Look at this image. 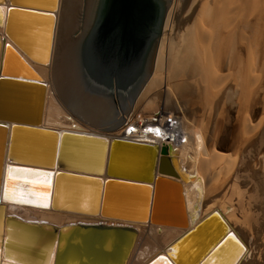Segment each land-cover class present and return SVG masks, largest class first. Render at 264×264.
<instances>
[{
    "label": "bare ground",
    "instance_id": "1",
    "mask_svg": "<svg viewBox=\"0 0 264 264\" xmlns=\"http://www.w3.org/2000/svg\"><path fill=\"white\" fill-rule=\"evenodd\" d=\"M20 1L23 2L26 0ZM34 1L36 2V0ZM46 1L47 4L45 3L46 6L43 7V10L28 8L25 5L23 6L24 2L20 3L17 0H14L13 6L23 9L24 12L18 13L44 17V19L48 21L50 16L40 14V12H44V9L49 6L51 7L52 0ZM0 2H2L0 3L1 6H7L4 0H0ZM26 2V5L29 4L28 0ZM56 2V8L53 10L54 16L51 17L55 22L51 60L45 67H33L44 79L43 83L47 86L46 129L58 130L59 133L69 129L72 132L103 136L108 139L127 136L129 138L128 140L132 142H136L137 139H147L146 141L152 143L154 139H150L148 136L145 137V135H142L137 138L138 136H136V134L143 132L142 130H137L136 132L133 129L131 130V134L126 133L127 128L123 126L125 123L124 120L125 117H128L130 114L123 116L122 121L120 118L118 119V121H121L118 127L104 129L105 125L116 123L113 112H109V109L112 107L109 105L107 99L89 93V89L80 71L81 56L97 11L99 0H56ZM166 2L168 11L166 13V20H164V27L161 31L160 40L158 39L157 43H155L150 55L152 57L154 54L153 52H157L156 59L151 67L153 77L148 81L144 93L142 92L143 94L135 103V111L133 112L132 109L131 112L134 114L133 117L141 119L147 116L153 117L154 114L160 111V109L158 110L157 108L161 106L162 100L157 98L158 96H152L151 98L150 94L162 85L164 75L168 76L169 81H175L174 86H171L170 82L167 81L166 90L168 91V98L166 100L167 106L164 109L168 111L167 107L173 103L174 109L182 114L185 123L184 128L187 134V143L178 151L173 149L170 153V157L172 158L173 165L181 176V180L175 181L181 185L180 188L185 203V210L188 214V225L185 229L162 226H160L161 228L159 229L149 224L135 225L140 232V236L130 264H146L157 255L163 253L169 254L174 258L177 257L176 253L180 249L177 251V249H171V247L186 233L199 225L206 216L215 213L228 225L229 232L232 233L233 237L231 238V251L228 250L229 248L227 249V253L230 251L231 254L224 255V259L220 260L218 264H226V261L230 259L235 250L240 248L241 253L237 255L233 264H252L253 258L251 257V253L254 249L252 240L249 241V239L254 235L252 233L254 228L253 225L259 224L260 221V214L257 215L254 207L256 202H258V196L260 195L261 197L262 195V198L264 197V188L255 179L256 177L253 178L254 184L252 185L254 188L252 189H254V192L252 194L255 195L257 190L259 195L252 196L254 198L250 199L252 194L250 191L243 188V182H240V175L242 174V170L240 169L246 164L245 162L252 157L251 152L254 153L252 159L256 161L258 156L260 157L259 154L261 150L264 148V123H262V125L252 123L251 121L252 116L257 114L259 117L258 112L262 110L260 106L264 103V0H166ZM32 4L35 5L31 3L29 6H33ZM37 5L40 4L38 3ZM6 6L2 7L3 13H6L9 5ZM28 11L32 13H28ZM15 16L16 12H13L12 17ZM166 31H168V33ZM0 32L3 33V29H0ZM43 34L42 37H38L40 42L38 41V47H36L34 54L42 47ZM8 45L10 47V55H16L14 51L19 52V48L16 45L11 42H9ZM234 76L236 77L234 86L236 85V88H241L245 92V96L243 95L244 99L242 98V104H240L243 107L242 112H245L244 114L247 116L244 117L242 121L244 124H242V122L240 124L243 125V128L240 126L242 128V133L239 132L241 136L239 134L238 138L240 143L236 145L237 149L239 147V151L237 152L239 154L236 153V157H233L230 153V156L233 157L230 160V158H227V154L225 155L224 152L217 150L218 146L215 148V145H213L210 151L211 148H208L207 139L202 134V131H197L194 127L198 122L196 120L199 119L196 118L197 114H195L194 121L192 122L193 124L196 123L191 127L193 129L190 128L191 125L187 120L188 117L181 99L184 98L182 96L183 90H188L189 94L193 92L192 88L189 87L190 83L188 84V81H193L195 86L198 87V91L201 90L202 93H205V97L207 96L206 98H208V100L207 102L205 101L206 103H210L208 102L211 101L210 96L215 102L217 98L221 97L227 102H233L235 97V91L233 92V90L235 88H233L231 84V78ZM201 87L204 88L201 89ZM163 88L164 87L161 89ZM155 93H158L157 90ZM192 99H195L193 104H195L197 110L202 107L203 102L201 101V96L200 99H196V97ZM218 100L217 102H219ZM220 105L222 107L223 104ZM206 106L208 105L206 104ZM163 107H165V105ZM210 107L209 105V108ZM69 108L71 112L68 110ZM148 108H150L151 112L147 111ZM187 109H189V107ZM215 111L213 109V112ZM213 112L210 113L213 114ZM243 113L242 116L244 115ZM202 119L199 120L201 121ZM221 119H225L227 122L230 121L229 114L225 112L223 118L219 116L218 122H220V126L222 123ZM241 119L243 118L241 117ZM228 123L226 125H228ZM87 124L93 125L97 127V129H91L92 126L90 128ZM188 124L190 126H188ZM201 124L200 122V125ZM216 129L219 128L216 127L214 130L216 131ZM220 131L215 132L216 134H213L212 137L218 139L220 137L218 132ZM51 135L56 136L54 134ZM217 142H219V139ZM237 149L234 151L236 152ZM234 151L232 153H235ZM247 151L248 156L251 155L249 159L246 155ZM143 155L145 156L146 154L144 153ZM249 165H251V163ZM257 165H259V163H257ZM246 172L248 173L249 170ZM28 173L29 172L25 173L18 171L15 175V180L9 185L8 189H10L5 193V198L8 200H6V203L15 206L7 207V214L14 215L27 222L53 224L61 227L78 223L98 224L102 222L99 217L92 218L83 215L87 214V209L91 207L90 198L93 197L94 201V196H96L91 190V187H85L86 194L90 196H86L76 203L79 204L76 205L78 211L58 212L50 207L52 192L46 191L43 180L37 183L25 178L19 180V178H22ZM250 176L245 177L243 181L246 179L250 181ZM227 177H229L230 180L223 189L220 187V193L217 194L216 192L217 195L214 194V196L209 197L212 185L216 183L213 185V187H215L221 178L224 181ZM225 181L223 184H225ZM247 186H249V184H247ZM260 192H262V194H260ZM69 196L72 197L70 192L61 190L60 200H58L60 207L63 208L68 203H71ZM42 199H47L45 202V204L48 203L47 206L43 207L42 205V207H39V205H35L40 204ZM42 203L43 202H41V204ZM67 208L69 207H66V209ZM229 208H231L230 211H228ZM259 209L263 208L260 206ZM262 220H264V217ZM110 223L113 224L112 222ZM212 227L213 232L218 228L217 226L214 227V225H212ZM261 227H263V225ZM145 228L151 231L149 233L147 230L149 235L144 233L146 232ZM211 232L209 231V233ZM200 233V236H206L204 235V231ZM260 233L262 234V232ZM191 240L192 243L190 245L192 247L195 238H191L184 242L182 248L185 243L187 244L188 242L189 244ZM221 240L222 238L217 241L216 244L223 241ZM139 242H141L140 249L137 250ZM214 247L208 249L209 251L206 256L210 254ZM193 248V253H196V245H194ZM183 249L185 250L187 248L184 247ZM186 252H188V250L185 251V254ZM206 256L202 259L201 263L205 260ZM183 259L188 261L187 255L186 257L184 256ZM208 264H215V262L211 260Z\"/></svg>",
    "mask_w": 264,
    "mask_h": 264
},
{
    "label": "water",
    "instance_id": "2",
    "mask_svg": "<svg viewBox=\"0 0 264 264\" xmlns=\"http://www.w3.org/2000/svg\"><path fill=\"white\" fill-rule=\"evenodd\" d=\"M4 1L9 6L5 5L7 10L3 13L2 7L5 6L0 5V29H3V33L0 32V264H130L140 236L135 225L149 224L159 229L158 224L162 223H172L179 229L188 225L181 185L175 181L181 180V176L170 157L172 148L160 149L155 145L132 142L126 136L108 139L69 129L62 133L46 129L47 86L33 67H45L51 60L55 28L51 17L57 2L52 0L51 7L40 12L50 16V19L44 23L46 31L41 49L32 54L28 49L31 43H23L19 39L24 28L17 21L24 19H17V16L18 12H24L23 9L14 7V0ZM101 7L102 0H99L80 67L89 93L95 95L86 79L88 66L85 60L88 56L87 41L92 39L96 30ZM149 10L147 0H110L109 13L103 23L105 26L112 25L120 16L124 20L121 30L125 29L126 35L134 42L140 38L137 28L148 17ZM13 12H16L15 17H12ZM122 34L124 40L125 33ZM9 42L19 48V52L14 51L16 55L12 56L27 79L10 77L14 74L8 65ZM153 53L143 74L142 85L132 99L137 98L152 75L151 67L157 52ZM17 170L44 176L45 189L52 192L50 207L53 209L65 210L69 207L65 211H78L76 205L79 204L76 203L90 196L85 192V187L90 185L88 187L96 196L94 201L93 197L90 198L91 207L83 215L99 217L102 222L61 227L27 222L7 214V207L12 205L6 203L5 193L16 178ZM61 190L72 194V197H67L71 203H66L65 208L60 207L58 202ZM166 194L169 198L163 202L162 195ZM132 200L141 205L140 209H121L120 212L110 206L118 202L128 208L125 205ZM46 201L42 199V204L35 205L47 206ZM166 201L171 205L164 208L162 206ZM218 216L216 213L206 216L181 237L171 247L177 251L180 249L177 257L163 253L146 264H199L208 249L215 245L201 264H208L211 260L218 264L224 255L231 254L233 238L228 225ZM212 225L218 227L215 232ZM203 231L205 237L200 236ZM191 238L199 243L196 244V253L193 256L188 254V261H185L182 244ZM221 238L223 241L216 244ZM240 253L241 248L235 250L226 264H233Z\"/></svg>",
    "mask_w": 264,
    "mask_h": 264
},
{
    "label": "rangeland",
    "instance_id": "3",
    "mask_svg": "<svg viewBox=\"0 0 264 264\" xmlns=\"http://www.w3.org/2000/svg\"><path fill=\"white\" fill-rule=\"evenodd\" d=\"M17 1H19L20 3H23L24 2V4H23V6L25 5V6H29L31 3H34L35 5H33V6H29L28 8H31V9H37V10H43V7H45L46 6V0H36V2L33 0V2H32V0H28V3L29 4H25V3H27L26 1H23V2H21L20 0H17ZM38 1H40V2H38ZM40 4V5H37V4ZM46 3V4H45ZM40 6V7H39ZM18 18L17 19H24V20H20V21H17L18 23H19V26H22L24 29H23V34H22V36H20L19 37V39L20 40H22L23 41V43L25 42H29V43H31L30 45H29V47H28V49L34 54L35 53V50H36V47H38V43L40 42L39 41V38L40 37H42V34L43 35H45V28H44V23H46V19H44V17H40V16H34V15H28V14H26V13H19L18 14V16H17ZM20 22H22V24H20ZM44 28V29H43ZM43 30H44V32H43ZM167 33H168V31H166ZM41 35V36H40ZM39 37V38H38ZM160 40V39H159ZM39 41V42H38ZM24 45H27V44H24ZM39 46H41V45H39ZM38 49V48H37ZM156 57V56H155ZM8 65H9V67H10V71L14 74V75H12V76H10V77H13V78H26L27 79V77H25L26 76V74L24 73V72H22L21 70H20V68H18V64H17V62H16V60H14V57L12 56V55H10L9 54V58H8ZM153 77V75H151V77H149V79H147V81H146V83L143 85V87H142V89H141V93L139 92V94H138V96H137V98H134V99H132V98H130V99H127V100H124V99H118L119 101V105H117V108L120 106V108H118V109H116L114 106L111 108V109H109V112H113V115L115 116V118H116V123H111V124H109V125H105L104 126V129H113V128H116V127H118V125H120L121 124V121L123 120L122 118H123V116H125V115H128L131 111H132V109H134V106H135V103L138 101V99L141 97V95L144 93V91H145V88L147 87V83H148V81L149 80H151V78ZM166 77V78H165ZM199 79H200V77H199ZM232 80H231V84H232V86H233V88H235L234 90H233V92L235 91V97H234V101L233 102H227L226 100H224V98L223 97H221V98H217L216 99V102L215 101H213L212 99L213 98H211V96H210V99H211V101H212V103H211V101H208V102H210V103H206L207 102V100H208V98H206L205 97V93H202V91L201 90H199L198 91V87L197 86H195V84L193 83V81H188V84L190 83V85H189V87H191L192 88V90H193V92L192 93H188V90H183V93H182V96L184 97V98H182L181 99V101H182V104H184V110H185V113L187 114V120L190 122H188L189 124H188V126H190V128L191 127H193V125H195V123L193 124L192 122L194 121V116H195V114H197V119L199 118V119H202V118H204V119H202L201 121L198 119V120H196V121H198L197 123H199V124H197L196 123V126L197 125H200V122L202 123L200 126H194L195 128H196V130L197 131H202V134L205 136V138L207 139V145H208V148L210 149V151L212 150V146L213 145H215V148H217V146H218V148H217V150H219V151H222V152H224L225 153V155L227 154V158L229 159L230 158V160H231V158H233V157H236L235 155H237V154H239V153H237L239 150V147H238V149H237V147H236V145H239V144H237V143H240V141H239V134L240 133H242L241 132V129L243 128V125H240L241 124V122L244 120V117H246L247 115L246 114H244L242 111H243V107H242V100L244 99L243 97L245 96L244 95V91L240 88V89H238V88H236V85L234 86V84H235V80H236V77L234 76L233 78H231ZM165 81V82H164ZM167 81H169L168 80V76L166 75H164L163 76V80H162V85L161 86H159V88L158 89H156L157 90V92L158 93H155V91L154 92H152L151 94H153V93H155V94H153V95H151L150 94V96H151V98H152V96L153 97H157V98H160L162 101H161V106L159 107V108H157L158 110L160 109L161 110V108H166V100H167V98H168V94H167V90H166V84H168L167 83ZM170 82V84H171V86H174V84H175V81L173 80V81H169ZM171 82H173V83H171ZM165 84V85H164ZM173 84V85H172ZM187 84V83H186ZM164 85V86H163ZM162 87H164L163 89H161ZM190 88V89H191ZM204 87H201V89H203ZM159 90V91H158ZM163 91V92H162ZM143 92V93H142ZM162 92V93H161ZM199 92V93H198ZM201 92V93H200ZM160 93V94H159ZM239 93V94H238ZM241 93H242V95H241ZM166 94V95H165ZM204 94V95H203ZM159 95H160V97H159ZM223 95V94H222ZM222 95H220V96H222ZM244 95V96H243ZM187 96V97H186ZM200 96H201V101L203 102L202 103V107H200L198 110H197V107L195 106V104H193V101L195 100H193L192 98H194V97H196V99L197 98H199L200 99ZM187 98V99H186ZM188 98H190V99H188ZM206 98V99H205ZM243 98V99H242ZM165 99V100H164ZM184 99V100H183ZM219 99V100H218ZM157 100V99H156ZM188 100V101H187ZM191 100V101H190ZM217 100L219 101V102H217ZM221 100V101H220ZM134 101V102H133ZM206 101V102H205ZM237 101H238V103H237ZM188 103V104H187ZM215 103V104H214ZM217 103V104H216ZM219 103V104H218ZM241 103V104H240ZM206 104L208 105V106H206ZM220 104H223L222 105V107H221V105ZM226 104V105H225ZM237 104V105H236ZM240 104V105H239ZM165 105V107H163ZM187 105V106H186ZM189 105V106H188ZM194 105V106H193ZM209 105L211 106L210 108H212V109H210L209 108ZM220 105V106H219ZM262 106H260V109H262V110H260L259 112H258V115H259V117L257 116V114L255 115V116H252L251 118V121H252V123H258V124H262V123H264V103H262L261 104ZM213 106V107H212ZM215 106H218V107H215ZM228 106V107H227ZM233 106H235V107H233ZM170 107V108H169ZM172 107V108H171ZM189 107V109H187V108ZM196 107V108H195ZM240 107V108H239ZM242 107V108H241ZM168 110H171V111H175L176 109H174L175 107H174V104L172 103V104H170L168 107ZM201 108H204V109H201ZM208 108H209V110H208ZM221 108V109H220ZM223 108V109H222ZM230 108H231V110H230ZM195 109V110H194ZM201 109V110H200ZM213 109H214V111H215V109H216V111L215 112H213ZM239 109V110H238ZM70 112H71V109L69 108L68 109ZM123 110V111H122ZM241 110V111H240ZM147 111H149V112H151V110H150V108H148L147 109ZM192 111V112H191ZM195 111V112H194ZM198 111V112H197ZM199 111H200V113H199ZM206 111H207V113H206ZM212 113L213 112V114H211L210 112ZM156 112H158V111H156ZM190 112V113H189ZM228 113L229 114V117H230V121H225V119H221V126L219 125V123L220 122H218L219 120H218V118H219V116H221V118H223V116H224V113ZM237 112V113H236ZM239 112V113H238ZM262 112V113H261ZM192 113V114H191ZM210 113V114H209ZM242 113L245 115H243L242 116ZM231 114V115H230ZM233 114V115H232ZM238 114V115H237ZM193 115V116H192ZM202 115V116H201ZM204 115V116H203ZM210 115V116H209ZM192 116V117H191ZM206 116V117H205ZM236 116V117H235ZM243 118V119H241V117ZM214 117V118H213ZM238 117V118H237ZM120 118V120L118 121V119ZM189 118H190V120H189ZM206 118H209V119H206ZM210 118H211V120H210ZM237 118V119H236ZM255 118V119H254ZM233 119V120H232ZM208 122H207V121ZM214 120V121H213ZM203 121V122H202ZM217 121V122H216ZM234 121V122H233ZM205 122V123H204ZM212 122V123H211ZM214 122V123H213ZM224 122V123H223ZM119 123V124H118ZM228 123V125H226ZM210 124V125H209ZM239 124V125H238ZM242 124H244V122H242ZM90 128H91V126H92V128L91 129H97V127H94L93 125H90V124H87ZM204 125V126H203ZM207 125H208V127H207ZM224 125V126H223ZM237 125V126H236ZM263 125V124H262ZM112 126V127H111ZM213 126V127H212ZM242 128H241V127ZM264 126V125H263ZM204 127V128H203ZM219 128V129H216V131L214 130L215 128ZM225 127H226V129H225ZM240 129H239V128ZM199 128H201V129H199ZM211 128V129H210ZM238 130H237V129ZM191 129H193V128H191ZM199 129V130H198ZM206 130V131H205ZM211 130V131H210ZM221 130V131H220ZM213 131H214V133H213ZM217 131H220V132H218V134H220V137L218 138L219 139V142H217L218 141V139L217 138H213L212 137V135L214 134H216L215 132H217ZM236 132V133H235ZM240 132V133H239ZM114 133V132H113ZM211 133V134H210ZM235 133V134H234ZM208 135H209V137H208ZM235 135V136H234ZM240 136H241V134H240ZM208 137V138H207ZM232 138V139H231ZM215 139V140H214ZM213 141V142H212ZM255 143V142H254ZM220 144H222V145H220ZM237 149V151L235 152L234 150H236ZM264 149V148H263ZM261 150V153L259 154L260 155V157L258 156V158H257V160L255 161V159H252V157H253V154L254 153H252L251 152V154H252V157H251V155L250 156H248V151H247V153H246V155H247V158L249 159V157H251L250 158V160H247V162H245L246 164L243 166V167H241V169L240 170H242V174L240 175V182H243V188H245L246 190H248V191H250V193L252 194L254 191V189H252V188H254V186L252 185V184H254L253 182H254V180H253V178H255L261 185H262V187L264 188V150ZM229 150V151H228ZM250 150V149H249ZM235 152V153H232V152ZM232 155H231V154ZM237 153V154H236ZM145 154H147V152H145ZM233 156V157H231V156ZM210 158H211V156H210ZM209 158V159H210ZM226 158V159H227ZM229 160V161H230ZM227 161V160H226ZM251 163V165H249ZM257 163H259V165H257ZM247 165V166H246ZM30 166H35V165H30ZM249 166V167H248ZM249 168V169H248ZM245 169V170H244ZM247 170H249V172L247 173L246 171ZM25 173H27V172H25ZM22 174H24V173H22ZM251 177V179H250V181H249V179H246V180H244L243 181V179H245V177H249V176ZM44 176H42L41 174H31V173H28L27 175H25V176H23L22 178H19V180H22L23 178H25V179H27V180H29V181H32V182H34V183H37V182H39V181H41L42 182V180L44 181V178H43ZM227 178H228V180H227ZM224 181H225V184H223L224 183V181L222 180V178H221V180L219 181V183H217V187L215 186V187H213V185H215V184H213L212 185V189H211V191H210V196L209 197H212V196H214V194L215 195H217V194H219L220 193V191L219 190H221V188L223 189V187L226 185V183L230 180V178L229 177H227ZM236 179V178H235ZM235 179H234V181H235ZM15 180V179H14ZM216 181V180H215ZM223 181V182H222ZM221 182V183H220ZM214 183V182H213ZM45 184V183H44ZM219 184V185H218ZM222 184V185H221ZM247 184H249V186H247ZM251 184V185H250ZM87 186V185H86ZM50 187V186H49ZM88 187V186H87ZM221 187V188H220ZM45 188H46V184H45ZM214 188V189H213ZM228 189H229V187H228ZM215 191V192H214ZM219 191V192H218ZM216 192H217V194H216ZM213 193V194H212ZM225 194V193H224ZM259 195V193H257V190H256V193H255V195ZM260 194H262V192H260ZM254 194H252L251 195V198L250 199H253L254 197H252V196H255ZM162 196H164V197H162V201L164 202L165 200H167L166 198H169L168 197V194H166V195H162ZM250 196V195H249ZM249 196H247V197H249ZM168 201H166V203L162 206V207H164V208H167V207H170V205H171V203L170 202H168ZM117 203V204H116ZM116 203H111L110 204V206H112V209L113 208H115V210L116 211H120L121 212V209H124V210H131V211H133V210H138V209H140V204L139 203H137V201H135V200H132V201H129V202H127L129 205H125V206H128V208H124L122 205H120L118 202H116ZM258 205V206H257ZM264 197L262 198V195H261V197H260V195L258 196V202H256V204H255V207H254V209H255V212L257 213V215H259L260 214V221H259V224H254L253 225V236L252 237H250V239H249V241H251L252 240V245H253V251H252V253H251V257L253 258V262H252V264H264V230H263V228H264V220H262V218L264 217V211H262V210H264ZM12 206H15V205H12ZM130 206V207H129ZM260 206H261V208H263V209H259L260 208ZM263 206V207H262ZM21 207H23V206H21ZM117 209H119V210H117ZM56 211H65V210H67V209H65V210H60V209H55ZM71 212V211H70ZM74 212V211H73ZM239 212V211H238ZM241 212V211H240ZM261 223H262V225H263V227H261L262 225H261ZM158 226H162V227H172V228H176L175 227V225H172V223H162V224H158ZM256 227V228H255ZM146 229V232H144V233H147L146 235H149V233L151 232V231H149L147 228H145ZM257 230V231H255V230ZM147 230H148V232H147ZM261 230V231H260ZM263 230V231H262ZM260 232H262V234L260 233ZM258 233V234H257ZM256 234V235H255ZM256 236V237H255ZM258 237V238H257ZM251 238H253V239H251ZM262 238V239H261ZM220 240V239H219ZM174 241V240H173ZM173 241H171V242H173ZM194 241V245H196L197 243H199L198 241H196V240H193ZM192 243V240H191V242L188 244V242H187V244L185 243L184 244V246H183V248L184 247H186L187 249H185L184 251H187L188 250V252L184 255L185 257H186V255H188V254H192V255H194V253H193V250H194V248H193V246L191 247V244ZM140 244H141V242H139V245H138V247H137V250L138 249H140L139 247H140ZM256 248V249H255Z\"/></svg>",
    "mask_w": 264,
    "mask_h": 264
},
{
    "label": "flooded vegetation",
    "instance_id": "4",
    "mask_svg": "<svg viewBox=\"0 0 264 264\" xmlns=\"http://www.w3.org/2000/svg\"><path fill=\"white\" fill-rule=\"evenodd\" d=\"M147 1L150 13L138 25L137 31L140 32L138 40L132 42L125 29L121 30L124 28V20L120 16L114 24L104 25L103 21L109 13L110 0H102L96 30L92 39L87 41L88 61L86 59L85 62L88 66L86 73L88 85L116 109L119 108L118 99H130L139 91L153 47L164 27L168 11L166 0Z\"/></svg>",
    "mask_w": 264,
    "mask_h": 264
},
{
    "label": "built area",
    "instance_id": "5",
    "mask_svg": "<svg viewBox=\"0 0 264 264\" xmlns=\"http://www.w3.org/2000/svg\"><path fill=\"white\" fill-rule=\"evenodd\" d=\"M135 109H133V112ZM133 112H130L129 116L125 117L124 125L126 126L127 134H131V130L137 132V130H142L143 132L137 133L136 136L139 138L142 135L145 137H150L154 139L152 143L146 140H136L141 144L155 145L160 147L172 148L175 151L180 150L184 144L187 143V134L184 128L183 116L178 110L171 111L161 108V110L154 114L153 117H145L143 119L133 117ZM127 137V136H126Z\"/></svg>",
    "mask_w": 264,
    "mask_h": 264
}]
</instances>
